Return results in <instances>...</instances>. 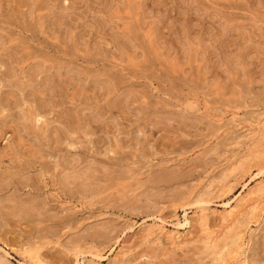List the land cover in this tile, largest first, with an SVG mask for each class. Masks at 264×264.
Returning <instances> with one entry per match:
<instances>
[{"label": "rangeland", "instance_id": "1", "mask_svg": "<svg viewBox=\"0 0 264 264\" xmlns=\"http://www.w3.org/2000/svg\"><path fill=\"white\" fill-rule=\"evenodd\" d=\"M261 167L264 0H0V264H264Z\"/></svg>", "mask_w": 264, "mask_h": 264}, {"label": "bare ground", "instance_id": "2", "mask_svg": "<svg viewBox=\"0 0 264 264\" xmlns=\"http://www.w3.org/2000/svg\"><path fill=\"white\" fill-rule=\"evenodd\" d=\"M262 120V119H261ZM259 121V120H258ZM259 122H261V121H259ZM263 122V121H262ZM261 149V148H260ZM255 155V154H254ZM247 158V157H246ZM261 168H263V167H261ZM264 169V168H263ZM262 169V170H263ZM87 171V170H86ZM258 171H260V170H258ZM231 172H232V170L230 171V174H231ZM245 174V173H244ZM259 173H257V175H258ZM76 175V174H75ZM80 175V174H79ZM82 175H83V171H82ZM85 175V174H84ZM87 175V174H86ZM89 176V175H88ZM255 176V175H254ZM86 177V176H85ZM234 178V177H233ZM92 179V178H91ZM251 179H253V177L251 178ZM65 180V179H64ZM67 180V179H66ZM223 180H225V178L223 179ZM87 181H88V179H87ZM227 181V180H226ZM249 181V180H248ZM224 182V181H223ZM81 186V185H80ZM246 186V185H245ZM244 186V187H245ZM258 186H259V184H258ZM263 186V185H262ZM257 187V186H256ZM261 187V186H260ZM246 188V187H245ZM254 190V189H253ZM250 191H251V189H250ZM243 193V192H242ZM247 194H248V192H247ZM246 194V195H247ZM252 194H254V202L252 203V205H254V207H251L250 208V210H249V212L248 213H250V214H252V217L251 218H253V217H255L253 214H256L257 212L259 213L261 210H263L264 209V186L263 187H261V188H259V189H257V190H254V191H252L251 192V194L250 195H252ZM245 195V196H246ZM249 195V196H250ZM248 196V197H249ZM252 197V196H251ZM197 199V198H196ZM244 196H242V195H240L239 197H237L234 201H232V202H230V201H228L227 203L225 202V203H223V207H225V208H230V210H229V212L227 213V212H225V213H227V214H225V215H223V216H221V217H223L222 218V220L224 219L225 221H226V219H228L227 221H229V218H227V217H231L232 219H233V221H231V222H229V224H231V223H233L234 222V224H235V220L238 218V216L240 215V213H241V210H240V208H242L243 206H244ZM246 199H247V197H246ZM253 199V198H252ZM207 202L204 198H203V201H202V199H199V201L197 200V204L196 205H202V204H205V202ZM247 202V201H246ZM248 202H249V199H248ZM210 203V202H209ZM246 204V203H245ZM156 207V206H155ZM155 207H154V209H155ZM185 207V206H184ZM187 207V206H186ZM190 207V206H189ZM157 208V207H156ZM152 210H153V208H152ZM157 210V209H156ZM225 210V209H224ZM245 210V209H244ZM207 212V211H206ZM246 212V213H247ZM155 213H156V211H155ZM203 213V212H202ZM153 214V213H152ZM205 214V213H204ZM245 214V213H244ZM248 215V214H247ZM259 215V214H258ZM204 216V215H203ZM201 217L202 218V228H203V231L204 230H207V218H206V216H204V217ZM242 216V215H241ZM243 217V216H242ZM248 217V216H247ZM152 218V220H153V222H154V224L155 223H164L163 222V220L159 217V216H152L151 217ZM230 218V219H231ZM221 220V221H222ZM248 220V219H247ZM256 220V219H255ZM201 221V220H200ZM224 221V222H225ZM224 222H222V223H224ZM237 222H238V220H237ZM236 222V223H237ZM183 224V223H182ZM156 225V224H155ZM178 225H179V223H178ZM183 227V226H182ZM226 227H227V224H226ZM202 230V229H201ZM150 231V230H149ZM235 231V230H234ZM237 231H240V230H237ZM205 233V232H204ZM210 233V232H209ZM239 234H240V232H238ZM234 234V233H233ZM238 234V235H239ZM151 235V233H147L146 234V238L147 237H149ZM237 235V234H236ZM218 238V237H217ZM237 239L235 240H233V242L231 243V245H230V247H228L225 251H224V249H225V247L223 248V251L225 252V253H218V254H215V256L214 257H211L212 259V261L213 262H211L212 264H222V263H224V262H222V261H225V260H223V258L224 257H226L227 258V256L229 257V256H231L232 254H235V255H237L239 252V250H241V247L243 246V243H242V236H240L239 238L238 237H236ZM212 240V239H211ZM210 240V241H211ZM216 240V239H215ZM213 241H214V239H213ZM209 243V242H208ZM217 243L218 242H216V244L215 245H217ZM213 244H214V242H213ZM115 245V244H114ZM114 248V247H113ZM215 250H217V249H215ZM220 250H222V249H220ZM210 251H212V250H210ZM84 252V251H83ZM82 251L81 252H78L77 251V253H75V255H74V257L75 258H79L80 257V255L82 254V256L84 257V255L83 254H85V253H83ZM216 252V251H215ZM88 255H91L93 258H95V256L94 255H92V253H90V252H86ZM30 254V253H29ZM95 254V253H94ZM98 254V253H97ZM214 254V253H213ZM240 254V253H239ZM30 256V255H29ZM35 255H33V257H34ZM238 256V255H237ZM31 257V256H30ZM99 258V257H98ZM231 258V257H230ZM97 259V258H96ZM76 260V259H75ZM228 260V259H227ZM226 260V261H227ZM30 262H31V264H38V263H40V262H37L36 260H33L32 258H30ZM29 262V263H30ZM1 263V262H0ZM225 263H227V262H225ZM244 263H245V261H244ZM41 264V263H40ZM77 264H80V263H78L77 262ZM240 264H243V263H240Z\"/></svg>", "mask_w": 264, "mask_h": 264}]
</instances>
